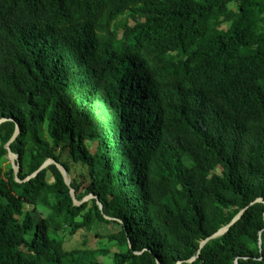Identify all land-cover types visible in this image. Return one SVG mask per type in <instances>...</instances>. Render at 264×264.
<instances>
[{
	"label": "trees",
	"instance_id": "1",
	"mask_svg": "<svg viewBox=\"0 0 264 264\" xmlns=\"http://www.w3.org/2000/svg\"><path fill=\"white\" fill-rule=\"evenodd\" d=\"M2 118L0 264H264V0H0Z\"/></svg>",
	"mask_w": 264,
	"mask_h": 264
},
{
	"label": "water",
	"instance_id": "2",
	"mask_svg": "<svg viewBox=\"0 0 264 264\" xmlns=\"http://www.w3.org/2000/svg\"><path fill=\"white\" fill-rule=\"evenodd\" d=\"M3 120H5V118L0 119V123H1ZM19 131H20V130H19V126L16 125L15 132H14V134H13V136H12L10 142L6 145V148L8 149V158L10 159V161H11V163H12V166H13V168H14V170H15L16 175H17V173H18V171H19V164L16 163V160L18 159V155H17L16 153H14V152L11 150L10 143H11V142L17 137V135L19 134ZM52 163H55V164L58 166L59 170L61 171V173H62V175H63V177H64V181H65V183H66L68 186H70L71 179H70V177L68 176V173H67L66 169L64 168V166H62L60 163L56 162L55 160H53V159H51V158L47 159V160L42 164V166L39 168V170H41V169L47 167L48 165H50V164H52ZM37 172H38V171H37ZM37 172H35L32 176L36 175ZM30 177H31V176H30ZM16 178L18 179V177H16ZM28 178H29V177H28ZM28 178H27V179H28ZM18 180H19V179H18ZM71 195H72V198H73L75 204H79V203H81V201H78V200H77L76 195H75V191H74L73 188H71ZM93 197H94V195H89V196H87V198L83 199V201H84V200H87V199H89V198H93ZM97 201H98L100 207H102V205H101V203L99 202L98 198H97ZM243 212H244V209H242V210H241V211H240V212H239V213H238V214H237V215L231 220V222H230L229 224H227V225L221 227V228H220L216 233H214L212 236H210V237H208V238L202 240V241H201V247L204 246L209 240H211V239H213V238H217V237L223 235L225 232H227V231L229 230V228L231 227V225L234 224L237 220L240 219V217L242 216ZM198 256H199V255L194 256V257H193L192 259H190L189 261L194 260V259L197 258ZM157 262H158V264H160V262H159L158 260H157ZM178 264H180V262H179Z\"/></svg>",
	"mask_w": 264,
	"mask_h": 264
},
{
	"label": "rangeland",
	"instance_id": "3",
	"mask_svg": "<svg viewBox=\"0 0 264 264\" xmlns=\"http://www.w3.org/2000/svg\"><path fill=\"white\" fill-rule=\"evenodd\" d=\"M218 171L220 172V171H221V168H219ZM75 174H76V173L73 172L71 175H68V176L71 177L72 175H75ZM85 198H87V196H86ZM85 198H84V199H85ZM118 229H119V227H118V225H116V224H111V225H109L108 227L102 226V227L100 228V230L103 231V232H105V233H106V232H115V231H117ZM83 234H85V232H83V231H79L78 233H76V234L72 237L73 240L71 241V244H73V245H75V244H80V241H82V239H83V237H84ZM99 241H100L99 238L93 236V234L90 235V242H91L92 244L97 245V243H98ZM102 242H105V241L103 240ZM99 260L102 261V262H105V263H107V264H112L111 260H110L109 258H107V257H100Z\"/></svg>",
	"mask_w": 264,
	"mask_h": 264
}]
</instances>
